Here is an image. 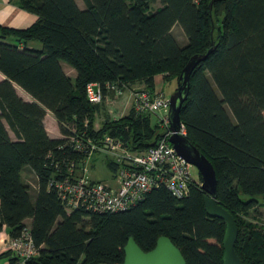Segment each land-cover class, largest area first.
<instances>
[{
  "label": "trees",
  "instance_id": "1",
  "mask_svg": "<svg viewBox=\"0 0 264 264\" xmlns=\"http://www.w3.org/2000/svg\"><path fill=\"white\" fill-rule=\"evenodd\" d=\"M157 1L161 5L152 9ZM210 1L83 0L81 9L75 0H18L35 22L24 29L0 25V73L6 78L0 82V232L5 227L17 238L30 228L38 256L27 264H122L129 238L146 253L160 237L179 249L185 264H223L225 224L207 216L199 185L181 199L165 188L152 190L117 213L80 207L68 213L49 186L59 179L54 163L80 167L86 159L63 139L72 130L82 138L108 134L139 152L161 138L152 115L133 109L95 129L101 104L88 102V84H99L104 97L111 92L107 83L154 93L155 76L177 84L188 59L213 45L190 75L180 121L187 140L214 168L217 203L237 225L238 258L264 264V230L256 215L264 206V0H214L211 10ZM177 24L184 45L172 32ZM31 41L41 48H28ZM14 84L35 102L23 101ZM47 111L62 138L47 135ZM103 158L114 173L117 165ZM26 168L37 177L34 195L22 179ZM3 256L14 261L10 252Z\"/></svg>",
  "mask_w": 264,
  "mask_h": 264
},
{
  "label": "built area",
  "instance_id": "2",
  "mask_svg": "<svg viewBox=\"0 0 264 264\" xmlns=\"http://www.w3.org/2000/svg\"><path fill=\"white\" fill-rule=\"evenodd\" d=\"M107 90L121 95L128 90L132 95V109L137 113H149L157 119L161 138L154 147L145 151H133L124 143L111 135L104 134L99 138L81 137L72 130L67 145L74 151L86 155L83 164L74 161L56 162L59 173L58 180H52L50 187L57 192L64 203L66 211L77 208L93 213H117L130 209L141 201L144 196L159 188H165L173 197H187L190 188L201 186L192 179L189 165L180 157L169 142V98L161 93H150L144 87L122 88L112 84L105 85ZM88 102L92 105L102 104L105 100L103 90L97 83L86 87ZM181 135H186L184 125H180ZM83 133L82 135H84ZM107 157L117 165L112 180L107 182L93 180L89 176V163L93 157ZM7 250L14 261L10 264H27L38 256L29 227H24L17 238H10Z\"/></svg>",
  "mask_w": 264,
  "mask_h": 264
},
{
  "label": "water",
  "instance_id": "3",
  "mask_svg": "<svg viewBox=\"0 0 264 264\" xmlns=\"http://www.w3.org/2000/svg\"><path fill=\"white\" fill-rule=\"evenodd\" d=\"M211 0L209 9L212 8ZM214 44V41H212ZM213 45L206 53L194 54L186 63L177 79V89L169 97V129L172 133L169 142L188 164L194 166L201 178V190L204 192V210L208 217L220 219L225 224L222 239L223 264H243L235 252L238 229L234 218L217 203V180L212 164L199 150L194 147L180 132V112L189 92V79L197 65L213 52ZM124 260L122 264H185V260L179 251L167 237H160L155 247L149 252H143L133 238H129L123 248Z\"/></svg>",
  "mask_w": 264,
  "mask_h": 264
},
{
  "label": "crops",
  "instance_id": "4",
  "mask_svg": "<svg viewBox=\"0 0 264 264\" xmlns=\"http://www.w3.org/2000/svg\"><path fill=\"white\" fill-rule=\"evenodd\" d=\"M78 7L81 9L85 8V4L83 0H75ZM37 19V16L29 12L25 9H22L18 5V0H0V25L11 27V28H16V29H24L32 25L35 20ZM28 48H35V49H40L41 44L37 41H31L27 44ZM64 72L70 77V78H75V72L72 70L69 66L66 64H62ZM5 76L0 73V82L5 80ZM154 92L155 93H161L162 94V87L164 86L165 82L167 81L163 75H157L154 77ZM174 81H171V83ZM15 90L18 94V96L25 102H35V100L27 94L25 91H23L20 87L14 84ZM109 94V93H108ZM107 94V95H108ZM107 95L105 96V101L99 105V111L96 115L95 119V129H99L100 126L107 120H117L122 117H125L129 114V112L132 109V97L130 94L127 93L126 96H122L120 103L116 105L118 108H123V105L126 107V111L123 112V114H114V112L110 109H108V99ZM163 95V94H162ZM124 99V101H123ZM126 101V104H123ZM102 115L103 118L100 116L99 118L102 119V121H99V126L96 124L97 121V116ZM43 125L45 128V131L47 135L52 138V139H59L61 137V134L58 129L57 122L54 118V116L47 111L45 118L43 120ZM9 136L11 139H15L14 134L8 130ZM63 137V136H62ZM22 179L23 181L28 184L31 188V191L34 193L37 191V177L34 175V173L26 168L22 172ZM30 220H26L25 224L30 226ZM10 235L8 230L3 227L2 231L0 232V264H10V259L9 257L3 256L4 253L9 252L7 250L8 242L10 240ZM12 257V256H11Z\"/></svg>",
  "mask_w": 264,
  "mask_h": 264
},
{
  "label": "rangeland",
  "instance_id": "5",
  "mask_svg": "<svg viewBox=\"0 0 264 264\" xmlns=\"http://www.w3.org/2000/svg\"><path fill=\"white\" fill-rule=\"evenodd\" d=\"M161 4L159 1H157L156 3H151L150 6H152V9H156L157 7H159ZM173 34L176 36L179 44L184 45L187 43V38L182 30V28L180 27V25H175L173 30H172ZM135 88H139V85H135ZM177 87V84H175L174 82L171 83V81H166L164 86L162 87V94L166 97L169 98L171 96L172 93H174L175 88ZM128 94L131 95L130 91L128 90H124L122 91L121 95H117V93L115 91H111L109 92V94L107 95V99H108V109L110 107V109L114 112V114H123V112H125L126 107L123 105V108H118L116 107V105H118L120 103V101H122L121 97L122 96H126ZM132 97V95H131ZM106 100V99H105ZM104 100V101H105ZM103 101V102H104ZM124 101V99H123ZM102 102V103H103ZM126 104V101L123 103ZM102 117V115H98L97 116V121L96 124L99 126V121L101 122L102 119L99 117ZM157 121L156 117L154 115H152L151 117V122L152 125ZM62 138V135L61 137ZM93 158L91 160V162L89 163V176L96 181H102V182H107L109 183L112 180V174L113 172L109 169L107 163L109 162L108 160H105L103 157H97ZM189 172L190 175L192 177V179L196 182H200L201 183V179H200V174L198 172V170L192 166L189 165ZM252 216L254 215V212H251ZM257 216H259V220H258V226L261 227L264 230V206L258 209V212L256 214ZM256 222V221H253Z\"/></svg>",
  "mask_w": 264,
  "mask_h": 264
}]
</instances>
